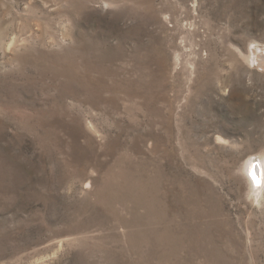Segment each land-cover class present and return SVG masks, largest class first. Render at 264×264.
Masks as SVG:
<instances>
[{
	"label": "rangeland",
	"instance_id": "obj_1",
	"mask_svg": "<svg viewBox=\"0 0 264 264\" xmlns=\"http://www.w3.org/2000/svg\"><path fill=\"white\" fill-rule=\"evenodd\" d=\"M260 159L264 0H0V264H264Z\"/></svg>",
	"mask_w": 264,
	"mask_h": 264
},
{
	"label": "bare ground",
	"instance_id": "obj_2",
	"mask_svg": "<svg viewBox=\"0 0 264 264\" xmlns=\"http://www.w3.org/2000/svg\"><path fill=\"white\" fill-rule=\"evenodd\" d=\"M88 69V67H87ZM103 69V68H102ZM91 70V69H90ZM82 71V70H81ZM73 72V71H72ZM89 72V71H88ZM85 73V72H84ZM103 76L101 78L98 79H93L90 78L88 75H86L85 77H81V80L83 81L84 85L86 87H93V86H101L103 87V89H107V90H112V87H108L106 86L104 79L102 80ZM133 83V82H131ZM96 88V87H95ZM94 89V88H93ZM92 89V90H93ZM261 162H259V164H254L252 170V176H253V180L255 181V184L258 185L257 188L261 189L264 186V160L260 159ZM261 163V164H260ZM257 189V191H258ZM261 191V190H260ZM155 207V206H154ZM153 207V208H154ZM152 211V210H151ZM147 212V211H146ZM148 213V212H147ZM154 214V213H153ZM157 214V212H156ZM155 215V214H154ZM154 217V216H153ZM156 217V216H155ZM160 218V217H159ZM139 222V221H138ZM159 222V221H158Z\"/></svg>",
	"mask_w": 264,
	"mask_h": 264
}]
</instances>
